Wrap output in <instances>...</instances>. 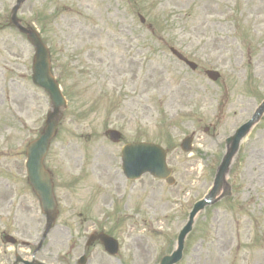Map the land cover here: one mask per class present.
<instances>
[{
  "label": "rangeland",
  "instance_id": "obj_1",
  "mask_svg": "<svg viewBox=\"0 0 264 264\" xmlns=\"http://www.w3.org/2000/svg\"><path fill=\"white\" fill-rule=\"evenodd\" d=\"M16 1L0 0V264L16 254L43 264L84 256L88 264H160L210 192L226 140L264 101V0H27L20 7L23 25L50 49L68 101L45 160L59 205L48 232L25 164L51 103L32 83L33 47L9 24ZM208 70L220 79L210 81ZM110 130L121 143L111 142ZM192 136L191 151H182ZM136 142L168 152L175 185L125 178L122 149ZM221 195L197 217L179 264H264V118L242 143ZM93 232L116 239L118 256L99 243L88 247ZM5 235L31 247H13Z\"/></svg>",
  "mask_w": 264,
  "mask_h": 264
},
{
  "label": "water",
  "instance_id": "obj_2",
  "mask_svg": "<svg viewBox=\"0 0 264 264\" xmlns=\"http://www.w3.org/2000/svg\"><path fill=\"white\" fill-rule=\"evenodd\" d=\"M26 0H19L14 9L13 16L10 20L11 25L15 26L21 33L28 37V40L35 49V58L33 63V83L43 89L49 96L51 101V111L46 120L45 128L41 137L32 142L27 149V173L28 182L32 186L34 193L37 195L43 213L47 217L48 231L52 228L58 216V204L54 193V185L52 174L46 170L44 160L49 152L51 142L57 135V129L63 118V110L67 108V101L62 94L59 83L52 74L50 52L44 45L39 34L29 28L22 26L21 21L17 18V12ZM142 22L144 20L142 19ZM174 55L181 61L185 62L192 70L197 69V65L189 62L177 51L172 50ZM209 79L216 82L220 75L214 71H208ZM264 116V101L257 109L253 118L244 126H242L236 134L229 138L226 142V153L218 167L213 182V186L208 195L195 204L190 213L189 220L185 228L181 231L177 246L171 255L165 256L161 264H178L184 256L186 241L188 236L193 232L197 217L207 208L217 204L221 197L222 191L226 186L227 177L233 161L239 153L240 146L253 128L262 120ZM110 137L114 143L120 142L121 135L116 131L110 132ZM193 140L187 138L182 144L185 152L191 150ZM123 171L125 176L130 180H138L142 176L150 174L151 176L166 180L169 185L175 183L171 177L172 171L167 165V152L160 146L153 144H133L123 149ZM229 194L228 196H230ZM100 240L105 246L106 251L115 256L118 254V242L107 237L104 234L93 237L89 245ZM86 261L81 260L80 264Z\"/></svg>",
  "mask_w": 264,
  "mask_h": 264
},
{
  "label": "flooded vegetation",
  "instance_id": "obj_3",
  "mask_svg": "<svg viewBox=\"0 0 264 264\" xmlns=\"http://www.w3.org/2000/svg\"><path fill=\"white\" fill-rule=\"evenodd\" d=\"M20 258L21 257L16 254L13 257L9 258L7 261H3L1 264H27V260L24 259V261L22 262Z\"/></svg>",
  "mask_w": 264,
  "mask_h": 264
},
{
  "label": "bare ground",
  "instance_id": "obj_4",
  "mask_svg": "<svg viewBox=\"0 0 264 264\" xmlns=\"http://www.w3.org/2000/svg\"><path fill=\"white\" fill-rule=\"evenodd\" d=\"M76 161V160H75ZM75 161H74V165H77L76 163H75ZM105 199H106V197L104 196V197H102V201H105Z\"/></svg>",
  "mask_w": 264,
  "mask_h": 264
}]
</instances>
